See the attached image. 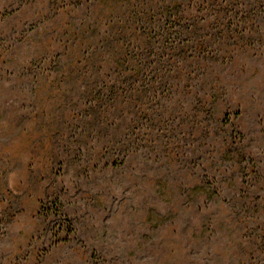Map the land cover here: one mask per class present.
<instances>
[{"label": "rangeland", "instance_id": "1", "mask_svg": "<svg viewBox=\"0 0 264 264\" xmlns=\"http://www.w3.org/2000/svg\"><path fill=\"white\" fill-rule=\"evenodd\" d=\"M0 264H264V0H0Z\"/></svg>", "mask_w": 264, "mask_h": 264}]
</instances>
